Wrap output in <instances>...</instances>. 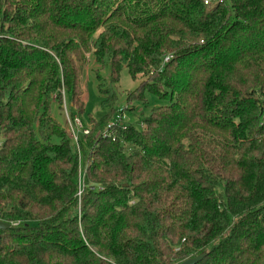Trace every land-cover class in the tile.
<instances>
[{"label": "trees", "instance_id": "trees-1", "mask_svg": "<svg viewBox=\"0 0 264 264\" xmlns=\"http://www.w3.org/2000/svg\"><path fill=\"white\" fill-rule=\"evenodd\" d=\"M0 131V264H264V0H0Z\"/></svg>", "mask_w": 264, "mask_h": 264}, {"label": "rangeland", "instance_id": "rangeland-1", "mask_svg": "<svg viewBox=\"0 0 264 264\" xmlns=\"http://www.w3.org/2000/svg\"><path fill=\"white\" fill-rule=\"evenodd\" d=\"M93 65H87L85 67V70L83 71L82 75V87H83V96L85 100V110L82 115V119L86 124L90 121V117L95 118L96 120H100L105 118L107 114V110L103 109V102H102V95L98 90V82L94 75L92 74V67ZM103 77L105 79V83H108V75L104 72ZM141 78H148V73L143 74L140 76ZM141 78H133L132 75L129 73L127 69H123L120 75V80L118 83L113 84L112 88L117 92L118 94V100H117V111L124 110L127 106V97L129 93H132L137 90L138 84L141 80ZM63 101L67 106H69V98L68 94L65 92L63 95ZM144 104L142 105L141 102H134L133 104L135 106L140 107V112L137 114L136 117L130 116L129 112H125V122H134L138 119V116L143 113L145 116H147L151 109L158 105H164L167 103L166 100L159 99L156 95L149 91H145L144 93ZM62 108H61V107ZM72 111V110H71ZM139 111V110H138ZM137 112V111H136ZM50 115L55 118L58 123L67 130V123L65 119V114L63 110V104L58 105L57 103H53L50 109ZM112 121H115L116 117L113 116L111 118ZM111 121V122H112ZM140 122V121H139ZM2 141V135L0 131V142Z\"/></svg>", "mask_w": 264, "mask_h": 264}, {"label": "built area", "instance_id": "built-area-1", "mask_svg": "<svg viewBox=\"0 0 264 264\" xmlns=\"http://www.w3.org/2000/svg\"><path fill=\"white\" fill-rule=\"evenodd\" d=\"M214 1L221 2L222 0H204V3L206 5H209L212 4ZM169 59H170L169 56L165 57L164 62H168ZM63 110L68 127L67 128L68 135L71 137L76 147L79 148L80 134L83 135L89 134L90 128L85 125L81 117H79L76 113L72 115L69 107L65 104V102H63ZM124 119H125V111L121 110L117 112L115 121L110 122L107 126V131H108V133L106 132L107 135H109V132L113 129L114 126L118 124L123 125L124 123H126Z\"/></svg>", "mask_w": 264, "mask_h": 264}, {"label": "water", "instance_id": "water-1", "mask_svg": "<svg viewBox=\"0 0 264 264\" xmlns=\"http://www.w3.org/2000/svg\"><path fill=\"white\" fill-rule=\"evenodd\" d=\"M10 227H11V224L0 220V229H9ZM203 257H204V254H201V255H198V256L193 257V258H188V259L180 262L179 264H196L200 260H202Z\"/></svg>", "mask_w": 264, "mask_h": 264}]
</instances>
